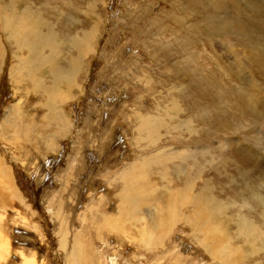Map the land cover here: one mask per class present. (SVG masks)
Returning a JSON list of instances; mask_svg holds the SVG:
<instances>
[{"label": "rangeland", "instance_id": "374dc122", "mask_svg": "<svg viewBox=\"0 0 264 264\" xmlns=\"http://www.w3.org/2000/svg\"><path fill=\"white\" fill-rule=\"evenodd\" d=\"M25 13L43 20L41 36L61 44L52 63L64 74L71 59L82 64L84 74L70 81L78 83L74 96L51 114L60 111L62 123L42 118L28 77L10 76L18 56L30 53L10 42L28 28ZM91 30L83 61L76 38ZM0 37V264H68L76 240L94 252V264H224L195 232L204 199L218 232L227 225L215 216L233 230L252 221L264 234V216L254 212H263L264 197V0H0ZM143 117L152 119L148 131ZM156 154L176 159L150 162L157 170L150 180L167 191L152 197L142 168ZM248 164L260 168L256 185ZM133 165L147 192L138 199L135 188L142 207L128 201L118 216L121 176ZM187 177L196 180L189 192L181 188ZM151 221L158 222L149 237ZM86 234L89 243L78 238ZM255 239L250 246L262 248ZM252 260L264 264V250Z\"/></svg>", "mask_w": 264, "mask_h": 264}, {"label": "bare ground", "instance_id": "6f19581e", "mask_svg": "<svg viewBox=\"0 0 264 264\" xmlns=\"http://www.w3.org/2000/svg\"><path fill=\"white\" fill-rule=\"evenodd\" d=\"M76 7H77V5H76ZM85 11H87V10H85ZM37 15H39V14H37ZM87 15L88 14H86L85 16L90 21V19L87 17ZM22 17L26 20L25 25H27L28 28H26V30L20 34V40L14 39V40H11L10 42H14L15 44H17L16 46H18V48H20V49H29L30 53L28 54V56L26 55V53L20 57L18 56V59H19L18 66H15L12 68L10 76L11 77L14 76L15 78H18L20 75L21 69L23 71H25V75L27 74L30 78L31 85L34 88V91L37 93V95L41 99V105L45 111L44 116L42 118H45L50 123H62L61 117H60V111L57 112L55 117H51V114L54 112V110H59V105H60L62 100H65L71 96V93L73 91V86L71 85L70 81L73 80L75 73L84 74L82 64H80L81 63L80 61H77V63H75L76 61H73V59H71L70 60L71 61V67L67 70V74H64L63 71H61L62 69L58 65H55L52 63L53 53L55 52L54 57L59 55L58 51H61V48H60L61 44H57V42L53 38H51L50 35L46 36V37H44L43 35L41 36L42 32L39 30V26L41 25V21H43L41 18L37 19V18L33 17L32 15H28L26 13L24 15H22ZM6 20H8V17H6ZM7 24L9 25L10 23H7ZM53 36H54V34H53ZM94 36H95V31H92V30L87 31V32L86 31L85 32L79 31V33H78V37L76 38V45L80 46L78 48V50H79L78 52L82 53V55L84 56L83 61H85L86 57L88 55H90L87 52L86 48L91 45L92 39L94 38ZM26 37H28V38H26ZM27 39H29L30 42H27L26 41ZM0 42H1V37H0ZM1 49L2 48L0 45V59L2 58L1 57V55H2ZM20 49H18V50H20ZM46 51L48 52V54H45ZM24 59L26 60L25 63H24ZM66 62H67V60H66ZM24 66H27L28 69L25 70ZM58 73L65 76L64 81L62 80L63 82H60V80H58L57 78L56 79L53 78V76H55ZM74 84H75L74 87H78L77 82H74ZM23 89H25V88H23ZM19 108H20V105H19ZM46 112H48V113H46ZM28 117H30V116H28ZM140 120H141V128L143 129V131H148L147 129L149 128V125L152 123V119L149 117H147V118L143 117ZM38 125H40V124H38V122H36L35 119L31 120L29 123V127H31L32 129H36L37 128L36 126H38ZM44 126H47V125H44ZM40 129H42V128H40ZM60 131H62V129H60L59 132ZM56 134L59 135L57 132V129H55L54 135L56 136ZM41 135L42 134H40V136ZM143 135L146 136L145 133H143ZM147 137H148V140H151L150 135H148ZM154 137H155V134H152V138H154ZM164 156H166V158L168 157L169 160H161V157H164ZM185 158L187 159V157H185ZM175 159H176V157L173 155L168 156L167 154L166 155L156 154V156H154L152 161L150 159H148L147 164H145L143 166L142 172H144L145 176L148 177V181H147L148 183L145 184V188L146 189L148 188L149 183H153L152 191L154 192V194L152 197H155V196L159 197V196L167 195L166 194L167 191H164V190L161 191L160 190L161 186L159 185L157 178L150 180L152 178L150 173L154 172V170H151L153 166L150 162H153L154 164H156V163L160 164L159 162H163V163H165V165H168V163L174 162L173 160H175ZM178 163H179V161H178ZM248 166H249L248 169L250 170L251 175H253L254 180L256 179L255 181L251 180V182L254 181L253 184L256 185L259 182V179L261 178L260 173L257 174L258 170L260 168L258 169V166L253 165V164H248ZM217 167H218V163H217ZM220 167H222V166H220ZM135 168H136L135 165L131 166V168H126V170L123 171L122 176L120 175L122 177V179H121L122 182L121 181L120 182H121V184H123V188H122L120 195L119 194L118 195L120 196V199L125 203H121V205L119 204L120 209H119V215L118 216L123 215L122 213L125 212V208L128 205V203H126V202H128V201L131 202L130 204L132 206L135 205V209H137L138 207H142V206H140L139 203H137L136 198H132V195H134V192H135L134 191L135 188H136L137 198H138V196H140L141 192H143V193L145 191L147 192V190H144V189H142L141 186L137 185ZM242 171L236 165V169H235L236 174L239 175V173ZM154 173H157V170ZM161 174H162V176L164 175L163 172ZM250 178H251L250 175L245 174V177L242 178L241 182L247 184V182ZM112 181H113V179H112ZM209 183H212V182H209ZM195 184H196V180H194L193 178L187 177L185 180V184L181 185V188L183 190H185L186 192H189L192 190V188L195 186ZM247 185H249V184H247ZM206 186H211V185L206 184ZM167 188H169V186ZM149 191H150V189H149ZM127 192H128V194L131 195L128 198H126V195H125V194H127ZM163 192H166V193L164 194ZM176 192H177V197H182L184 195L183 193H179V191H176ZM213 198L214 199L216 198V194L213 195ZM154 200L158 201V199H152L153 204H155L153 202ZM172 200L173 199L171 197L167 196V203L166 204H168V206H166V207L164 206L166 209H171V205L173 203ZM135 201H136V203H135ZM152 203H148L150 206V208L148 207L149 208V210H147L148 212L153 211L154 206ZM198 203H200V199L198 200ZM209 203L210 202L208 201V199H204L203 205L198 206V211L196 212V217L193 218V220L198 222V224L195 226V232L198 234L200 231V234H198V235L201 239V242L204 243L206 249L208 251H210V253H212V255L214 256L215 259H220L224 264H256L257 261L254 260L255 261L254 262L252 260V258H254V255L259 254L261 252V250H264V239L262 238V237H264V234L263 233L260 234L261 233V225L259 227L258 225L256 226L254 224L255 225V228H254L253 222L249 221L250 216L247 215L246 217H249V218H248V220H247V218H245V221H249L250 223L248 222L249 224L248 225L246 224L244 227H241V226H238V228L235 227V230H233L231 224H228V219L221 222V221L217 220V217L215 216L214 217V223L215 224L224 223L227 225V227H225V233L222 234V233L218 232L217 226H215V225L213 226V224H211L206 219V214H207L206 212H210V210H207V205ZM222 205L226 209L228 208V205L225 204V201H222ZM260 205L263 208V212L260 211L261 212L260 213L258 211H254V210L253 211L257 215L263 214V216H264L263 200H261ZM223 210H224V208H220V211H223ZM92 211H93V209L90 210L91 213H92ZM98 214H96L94 216L100 217ZM228 218H229V216H228ZM98 219L99 218L95 219L96 220L95 222L97 224H98V222H97ZM172 219H173V215H171L169 218L163 216L161 218V222H165L166 220H172ZM92 221H94V220H92ZM157 222L151 221V223L149 225L145 226V228H147V235L149 237L152 234V231H151L153 229L152 223L155 224L154 228H157ZM260 222H262V221L260 220ZM255 223L257 224V222H255ZM258 224H260V223L258 222ZM92 225H94V224L92 223ZM110 225L112 226V228H114V229L116 228L112 222H110L109 220L106 221L105 226L108 227ZM95 226H98V225H94V227ZM211 227H214L213 230L211 229ZM215 227L217 229L216 231H215ZM149 229H151V230H149ZM256 235H261V236H256ZM84 237H86V239H87L88 234H86V236L85 235H83V236L78 235L79 239L84 238ZM254 237L258 238V241L262 242L261 243V244H263L262 248L258 245H255L256 247L258 246L255 250L253 248L254 246L253 247L250 246L249 240H251V242L253 240V242L257 243V240ZM87 240L89 243L90 240L89 239H87ZM232 240H235L236 243H239L241 245V247H243V252L238 250L233 245V243H231ZM2 243H4V241H2ZM145 245L151 246V243L149 242L148 239H147V242ZM0 246H1V244H0ZM72 246L73 247H72L71 251L69 252L68 264H82V262H85L84 261L85 259L90 260V262L92 264H94L96 262V259H94L92 257V254L94 252H91V256H90V251L88 249L87 244L81 245L78 242V240H76ZM1 248H3V247L1 246ZM82 249H84V253H82ZM231 251H232V253H231ZM251 260H252V262H251ZM259 262L260 261H258L257 264H261ZM169 263H170V261H169Z\"/></svg>", "mask_w": 264, "mask_h": 264}, {"label": "crops", "instance_id": "0c3cea01", "mask_svg": "<svg viewBox=\"0 0 264 264\" xmlns=\"http://www.w3.org/2000/svg\"><path fill=\"white\" fill-rule=\"evenodd\" d=\"M83 57V56H82ZM26 62V60L24 59V63ZM27 66H25L24 68H26ZM28 69V68H27ZM28 77L27 78V85H30L31 86V93L30 94H32V92L37 96V97H39L38 95H37V93L34 91V88L32 87V85H31V82H30V78H29V76L26 74L25 75V71H23L22 69H21V71H20V75H19V77ZM12 79H15V77L13 76V78ZM78 84V83H77ZM72 86H73V91H72V93H71V96L69 97V98H67V99H65V100H62L63 102H65V101H68V100H70L73 96H74V90L75 89H78L77 87H74V82L71 84ZM40 98V97H39ZM41 100V99H40ZM41 102V101H40ZM264 199V197L262 198V200ZM263 203H264V201H263Z\"/></svg>", "mask_w": 264, "mask_h": 264}]
</instances>
